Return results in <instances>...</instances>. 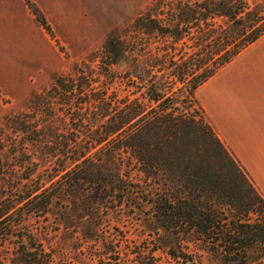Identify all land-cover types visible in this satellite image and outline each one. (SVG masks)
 Returning a JSON list of instances; mask_svg holds the SVG:
<instances>
[{"label":"trees","instance_id":"obj_1","mask_svg":"<svg viewBox=\"0 0 264 264\" xmlns=\"http://www.w3.org/2000/svg\"><path fill=\"white\" fill-rule=\"evenodd\" d=\"M130 27L132 32L126 28L122 37L110 34L98 58L104 95L87 98L82 105L88 104V112L77 103L74 107L77 127L83 121L100 122L102 136L85 144L74 141L73 147L59 142L58 148L50 147L44 134L31 139L47 157L69 162L32 188L0 187V264H57L25 226L45 219L63 200L68 201L65 211L78 203L86 215L80 240L96 246L99 261L156 264L155 253L164 251L187 264L194 254L184 251L191 246L217 264H264V199L215 136L195 99L220 68L264 36V0H155ZM75 77L68 84L58 78L44 97L51 101L56 94L67 106L69 98L63 95L83 84L91 93V86L99 84ZM111 90L113 97L106 95ZM23 125L18 123V131L28 132ZM35 131L40 132L33 127L28 134ZM132 163L141 176L138 182H149L150 192L140 189L136 195L149 206L159 234L149 242L151 248L112 260L113 242L99 231L98 216L110 197L100 192L118 191L117 203L126 200V185L134 187L127 173ZM1 171L0 162L4 183ZM60 225L67 229L68 224Z\"/></svg>","mask_w":264,"mask_h":264},{"label":"rangeland","instance_id":"obj_2","mask_svg":"<svg viewBox=\"0 0 264 264\" xmlns=\"http://www.w3.org/2000/svg\"><path fill=\"white\" fill-rule=\"evenodd\" d=\"M153 1L155 0H0V162L4 175L1 177L4 183L0 181L1 188L5 187L7 191L16 190V187L24 188L26 185L32 188L42 184L47 177L56 175L60 170L59 165L69 162L61 156L47 157L38 148L36 141L30 142L31 139L40 138L44 134L48 138L49 146L58 148L59 142L62 146L67 144L73 147L74 141L85 144L91 138L102 136L100 122L90 125L83 121V126L77 127L79 120L78 116H74V112H77L75 104L85 113L88 104H82L87 102V98L104 95L103 86L100 84L103 80L97 78L96 65L107 37L110 34L122 37L126 28L130 34V26L138 14L152 5ZM36 13L40 15L41 23L37 22L39 16ZM229 69L230 144L234 151L226 146L210 121L215 106L213 95L217 92L222 94L224 91L221 87L226 82L224 77ZM75 76L80 81L86 80V83L98 80L99 84L92 85V92L88 93L83 82H80L83 84L81 87L63 95L65 100L69 98L67 106L58 100L56 94L51 101L44 97L58 78H64L68 84L70 78H76ZM113 92L111 90L105 93L113 97ZM237 96H242V99L236 98ZM36 97L40 98L37 99L39 102L32 104L31 101ZM195 99L215 136L236 160L260 195L239 160L243 156L240 130L234 131L232 128L245 125L241 116L246 109L259 114L258 109L263 108L261 110L264 112V36L262 41L254 43L241 58H235L220 68L196 91ZM48 104H51V111ZM20 122L24 124L26 131L37 127L40 132L20 133L17 129ZM251 127L247 125L241 131H246V135H242L246 139H253V143L249 142L250 146L256 145L255 148H259L261 143L256 142L258 139L251 133ZM133 166L132 163L127 173L134 187L126 185L125 190L129 192L126 200L117 203L122 194L118 191L112 194L100 192L101 197H110L103 201L97 215L101 219L99 231L105 234L109 242H113L112 260L122 259L125 252L132 254L143 247L151 248L149 242L159 234L158 227L151 218L149 206L138 199L142 196L136 195L140 189L148 194L149 182L144 186L138 182L141 176L137 175ZM28 176H31L29 181H25L24 178ZM137 185L139 189L135 187ZM58 204L51 208L45 219L32 220L25 226L53 254L55 262L114 264L110 260L99 261L96 246L82 244V224L87 217L79 210L80 207L76 205L78 203L67 205L66 211L64 205L68 201H59ZM60 204L64 211L59 208ZM60 224H68L67 229ZM184 252L194 254L193 263L187 264H217L214 258L194 251L191 246ZM256 255L257 252L254 257ZM155 259L156 264H185L171 259L164 251L155 253Z\"/></svg>","mask_w":264,"mask_h":264},{"label":"crops","instance_id":"obj_3","mask_svg":"<svg viewBox=\"0 0 264 264\" xmlns=\"http://www.w3.org/2000/svg\"><path fill=\"white\" fill-rule=\"evenodd\" d=\"M263 40V37L260 38L257 42ZM254 45V44H253ZM252 45V46H253ZM251 46V47H252ZM250 47V49H251ZM249 48L246 49L244 52L239 54L237 58H241L242 55L247 53V51L250 50ZM253 68V67H252ZM225 80H222L224 82V85H222L223 90L222 94L217 92L215 95H213L212 101L215 102L214 109L212 111L211 115V124L214 130L220 135L222 140L225 142L226 146L234 151L233 146L230 144V69L225 74ZM242 97V96H241ZM241 97H236L240 98ZM249 106V105H248ZM247 107V106H246ZM263 109V108H261ZM260 108L258 110L259 114L253 113L251 110L245 111V113H242L241 118L244 119V124L242 127L232 128V130H240V138L242 139L243 143V156L239 157L240 162L242 163L244 169L249 174L250 178L252 179L255 187L259 190L260 195L264 199V112ZM249 122V123H247ZM247 125H251L252 129L251 133L258 139L256 142H260L259 148H255L256 145H249V142H251L253 139L248 138L246 139L242 134L246 135V131L241 132L245 129ZM235 126V125H234ZM232 127V126H231ZM232 131V132H234ZM251 135H249L250 137ZM234 139V137H233ZM253 143V142H251ZM235 153V152H234Z\"/></svg>","mask_w":264,"mask_h":264}]
</instances>
